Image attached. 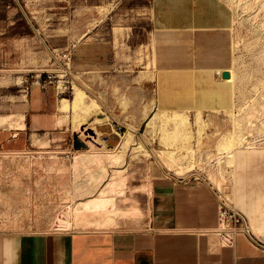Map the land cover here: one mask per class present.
<instances>
[{"label": "rangeland", "instance_id": "rangeland-1", "mask_svg": "<svg viewBox=\"0 0 264 264\" xmlns=\"http://www.w3.org/2000/svg\"><path fill=\"white\" fill-rule=\"evenodd\" d=\"M224 1L234 14L228 35L230 69L235 74L232 102L229 109L219 111L220 116L201 113L199 123L192 117L196 114L185 111L194 121L193 138L185 143L173 135L170 116L157 117L153 125L147 126L155 113L151 102L158 92L154 90L155 80L162 65L172 61L166 55L172 48L169 41L178 39H168L167 33L152 27L149 0H0V116L7 118L0 124V234L80 231L81 225L73 221L75 203L93 194L75 195L79 189L101 185L99 174L103 169L108 173L123 171L127 187L124 194L115 193L116 206L118 211H137V216H118L116 221L108 222V229L89 226L86 231L117 230L121 226L133 229L146 217L149 202L144 197L152 196L147 189L149 182L153 184L156 177L188 180L195 176L218 188L248 217L254 232L264 234L255 230L231 186L229 176H234L242 164L235 165L226 153H216L218 136L237 128L249 137L246 141L264 139V0ZM118 27L121 30L116 32ZM183 48L173 62L182 65L175 71L187 73L192 71L188 61L202 54L193 46ZM75 85L98 103V117H109L104 123L92 124V116L80 129L81 137L69 119L62 120L57 109L60 97L72 99ZM35 89L42 100L32 95ZM253 98L255 102L251 103ZM33 103L36 106L31 108ZM253 106H257L258 114L251 110ZM19 114H25L22 130L16 127ZM33 114L48 116L50 121L32 126ZM91 126L96 127L108 147L118 146L131 127L145 152L135 156L126 150L121 161L113 164L105 158L73 165L75 156L92 150L85 145L92 140L89 136H94ZM161 134L166 137L164 144ZM183 144H190L194 151L195 161L189 171L179 166L192 160L189 153L178 157ZM253 144L264 148V140ZM162 148L171 151L172 159L159 152ZM98 149L94 143L93 152ZM210 159L217 163H208ZM224 171L227 178L220 175ZM142 184L146 186L143 189ZM66 216L69 226L58 227V219Z\"/></svg>", "mask_w": 264, "mask_h": 264}, {"label": "crops", "instance_id": "crops-1", "mask_svg": "<svg viewBox=\"0 0 264 264\" xmlns=\"http://www.w3.org/2000/svg\"><path fill=\"white\" fill-rule=\"evenodd\" d=\"M149 1L152 27L179 36L169 41L172 48L166 55L172 61L164 62L155 80L154 112L162 108L169 113L179 109L190 114L200 110L203 116L222 115L223 108L231 105L233 90L232 83L221 77L222 72L230 74L228 30L233 11L224 0ZM184 46H193L202 54L188 61L192 71L187 73L175 71L182 65L173 62ZM217 67L223 69L220 75L214 72ZM32 95L41 99L37 89ZM49 121L48 116L33 114L32 126ZM233 163L242 164L229 176L236 200L255 230L264 233V148H238ZM144 199L149 202L146 217L131 230L121 226L49 235L0 234V264H264V251L243 235L235 236L229 245L213 243L210 232L217 225L218 200L216 189L203 178L156 177L152 196Z\"/></svg>", "mask_w": 264, "mask_h": 264}, {"label": "bare ground", "instance_id": "bare-ground-1", "mask_svg": "<svg viewBox=\"0 0 264 264\" xmlns=\"http://www.w3.org/2000/svg\"><path fill=\"white\" fill-rule=\"evenodd\" d=\"M263 4V3H262ZM263 16V15H262ZM103 19V18H102ZM95 22V20H94ZM262 24V23H261ZM260 26V25H259ZM121 30L120 27L116 28L115 31L116 32H119ZM229 31V30H228ZM215 35V34H214ZM219 35V34H217ZM167 36H169L168 39H174V38H179V36L177 34H172V33H167ZM229 41V40H228ZM210 42V41H209ZM208 42V43H209ZM211 43V42H210ZM235 44V43H234ZM230 47V44L229 46ZM63 58L67 59L68 60V56L67 54H64L63 55ZM232 61V60H231ZM152 64V63H151ZM222 68V67H221ZM155 69V68H154ZM53 70V69H52ZM221 70L223 71V69H219L218 67L214 69V72L217 74V75H220L221 74ZM229 72H230V77L229 79H225L224 81L226 82H229V83H232L235 79V74L233 72L232 69H228ZM64 72V71H63ZM62 75V74H61ZM151 76V75H150ZM148 77V76H147ZM149 78V77H148ZM152 78V76H151ZM254 78V77H253ZM187 82V81H186ZM262 82V81H260ZM59 83V82H58ZM61 83V81H60ZM63 87H64V90L66 89L65 87V82L63 81ZM18 84V83H17ZM75 84V83H74ZM261 84V83H260ZM57 86V85H56ZM232 86V85H231ZM230 86V87H231ZM254 86V85H253ZM59 87V86H58ZM61 87V86H60ZM255 87V86H254ZM262 87V86H261ZM74 89V92H73V97L72 99H67V98H64V97H60L59 98V105L57 107V109H59V111L62 113V117L64 120L65 119H69V121L71 122L72 124V127L74 129L75 132H79L80 133V129L82 128L83 125H85L87 123V121L89 119H91L92 116L93 117V121H92V124L95 123V124H100V123H104L106 120H109V117L108 116H104V117H98V108H99V105L98 103L92 99V98H89L84 90L78 86H74L73 87ZM232 88V87H231ZM263 88H264V83H263ZM58 89V88H57ZM56 89V90H57ZM255 89V88H254ZM259 89V88H258ZM259 91V90H258ZM213 95V94H212ZM255 95V94H254ZM250 101V100H249ZM152 102V105L154 103V101H151ZM232 102V101H231ZM255 102L254 101V98H253V101L251 103ZM149 103V102H148ZM258 101L256 102V105L260 107V105L257 104ZM151 105V106H152ZM249 106H252L251 104ZM257 106H253L251 107L252 109L251 110H254L255 112H257L256 114L259 113L258 111V108H256ZM263 108V111H264V106L261 105ZM144 107V106H143ZM149 107V106H148ZM147 107V108H148ZM215 107V106H214ZM151 108V107H149ZM148 108V109H149ZM191 108V107H190ZM213 109V107H211ZM217 108V107H216ZM221 108V107H220ZM223 108V107H222ZM260 108V109H261ZM170 109V108H169ZM197 109V108H195ZM225 109H229V108H223V111ZM147 111V109H146ZM149 111V110H148ZM172 112L169 113L168 111L162 109V108H158L157 111L154 113V115L152 116V118L149 120L147 126L149 125H153L155 123V119L158 118H163L164 116H170L169 118L174 122V129L172 128V133L173 135L175 136V138H177L179 141H182V142H185V143H190V140L193 138V132L191 130V126L193 127V122H191V119L189 117V115L186 114L185 111H179L178 110H175L173 111V109L171 110ZM214 111V110H213ZM217 111V110H216ZM229 111V110H228ZM262 111V109H261ZM195 112V113H194ZM193 114H196L195 116L193 115L192 117H195L196 119V122H198L199 118H200V114H201V111L199 110H194ZM219 112V111H218ZM253 112V111H252ZM22 113V112H21ZM148 112H145L143 113L144 115H146ZM188 113V111H187ZM16 114V113H15ZM230 114L231 111H230ZM255 114V113H254ZM262 114V113H261ZM8 116V115H7ZM11 116H13L11 114ZM10 116V117H11ZM20 117L19 118H16L17 120L19 119V121H16L18 122V124H16V122H14L16 125V127H20V128H24L25 127V124H24V114H19L18 115ZM232 116V115H231ZM16 117V116H15ZM166 118V117H165ZM168 118V117H167ZM168 118V119H169ZM7 119V118H6ZM5 116H0V124H2L5 120ZM9 119H12V118H9ZM159 119V120H160ZM14 120V119H13ZM166 120V119H165ZM260 120V119H259ZM11 121V120H10ZM9 121V122H10ZM57 121H59L57 119ZM161 121V120H160ZM263 121V120H262ZM164 122V121H162ZM195 122V123H196ZM201 122V121H200ZM260 123V122H259ZM10 124V123H9ZM12 124V123H11ZM10 124V125H11ZM14 124V125H15ZM164 125V123H161ZM12 126V125H11ZM71 126V125H70ZM237 126V125H236ZM262 126H264V122L262 124ZM15 127V126H14ZM163 127V126H162ZM200 127V126H199ZM239 127V126H238ZM255 127V126H254ZM161 128V127H160ZM252 128V127H251ZM19 129V128H17ZM91 132L93 131L94 133V136L90 135V139L92 138V140H88L85 142V145H88V149H92L90 151H92V153H94V155H89V150H85L83 153H79L76 157V161H74L73 165L76 163H80L81 165L84 164V163H89V162H100V160L104 159L105 158L111 162L112 164L113 163H118L121 161L123 155L125 154L126 150H129L131 152H133L134 154L133 155H137V154H140V153H144L145 152V149H144V145L138 141L137 139H135L134 137V133H133V129H131V127H128V130L127 132L121 136V140H120V143L118 144V146H114V147H108L105 143V141L103 139L100 138V132H98V130L96 129V127L94 126H91L90 128ZM157 130V129H156ZM261 130V129H260ZM228 131V130H227ZM225 131V132H227ZM233 131V130H232ZM232 131H229L228 133H225V134H222L220 136H218L220 139L218 141V145H217V148L219 151L216 150V153L217 152H220L221 154L222 153H226L228 158H232L233 160V155H234V151L238 148H258L256 147L257 145L256 144H253V143H258L260 141H263V140H257V141H254V140H249V141H246L245 139L249 138L248 136L247 137H244L243 134L241 135V132L238 130H234V132ZM262 131V130H261ZM169 132V131H168ZM200 132V131H199ZM232 132V133H231ZM250 132V130H249ZM171 132L169 134H172ZM198 133V132H197ZM252 133V132H251ZM257 133V132H256ZM83 133H80V136L82 135ZM217 134V133H216ZM162 136L160 141L163 140L161 143H165L166 141V137H165V134H161ZM253 135V134H252ZM168 137V136H167ZM260 137V136H259ZM169 138V137H168ZM167 138V139H168ZM171 138V137H170ZM173 138V137H172ZM170 140V139H169ZM217 140V139H216ZM178 141V142H179ZM94 143L98 144L99 145V149L98 151H95L93 152V146H94ZM245 143H249V144H245ZM190 144H183V149L181 150V148L179 149V156L180 155H184V153H189V156L192 157V160L189 161L188 163L185 162V164L181 163V168L182 169H186L187 171H189V169H191L190 167L192 166V164L194 163L195 161V158L193 157L194 155V151L193 149L189 146ZM216 145V144H215ZM98 148V147H97ZM216 148V149H217ZM96 149V147H94V150ZM128 151V152H129ZM130 152V153H131ZM161 154L165 155V156H168L169 158L172 159V154H171V151L170 150H167L165 148H162L160 149L159 151ZM132 155V154H131ZM135 155V156H136ZM147 155V154H145ZM226 156V157H227ZM224 157V158H226ZM174 159V157H173ZM231 160V159H230ZM228 161V160H227ZM174 162V161H173ZM210 162H213L214 164L217 163L216 159H210L208 163ZM226 162V161H224ZM230 163V162H229ZM109 164V163H108ZM227 164V162H226ZM79 165V164H78ZM77 165V166H78ZM85 165V164H84ZM107 165V164H106ZM225 165V163H224ZM231 165V164H230ZM233 165V164H232ZM231 165V166H232ZM219 166V165H218ZM229 166V165H228ZM106 167V166H104ZM222 168V167H221ZM124 169V168H123ZM122 169V170H123ZM101 170V169H100ZM125 170V169H124ZM185 170V171H186ZM223 170V169H221ZM220 170V172H221ZM219 171V170H218ZM219 172V174H220ZM123 171H121L120 169H115V170H111V173H108L106 171V169H103L101 171V174H99V180L100 182L103 181V183L101 185H97L96 188L94 189H86V190H82V189H79L80 192L78 194V190H76L77 194L78 195H75V196H81L83 197L84 195H90V194H93L92 196L90 197H87L86 199H81L80 201H78L77 203H75V208L73 209L74 213V217H73V221H75L76 224H79L81 225V228L80 231H86L87 227L89 226H94L95 229L97 230H102V228H109L107 227V224L108 222L112 221H116L115 219L118 217V216H134L136 215L137 216V211H128V209L124 210V211H118V208L116 206V196L120 195V194H124V190L126 189V179L123 177L122 175ZM223 178H225L226 174H225V171L222 172V174H220ZM220 176V177H221ZM230 176H232L230 174ZM233 178V177H232ZM96 179V178H95ZM151 179V178H150ZM212 179V178H211ZM214 179V177H213ZM98 180V179H97ZM96 180V181H97ZM98 180V181H99ZM213 182V181H212ZM217 182V181H216ZM96 183V182H95ZM151 182H149V185L147 186V189L148 191L152 192V183L150 184ZM233 183V182H232ZM100 184V183H99ZM147 184V182H146ZM218 185V184H217ZM219 186V185H218ZM217 186V187H218ZM143 187H146L144 186V184H142V189ZM78 188V187H77ZM75 188V189H77ZM81 188V187H80ZM91 188V187H90ZM139 188V187H138ZM216 190H218V192L220 193L221 195V192L219 191L218 188H216ZM143 191V190H142ZM145 191V190H144ZM147 191V192H148ZM148 192V193H149ZM115 193H118V195H116ZM149 194V195H150ZM88 195V196H89ZM222 196V195H221ZM85 197V196H84ZM223 197V196H222ZM230 204H231V201H229ZM232 206V204H231ZM104 211V212H102ZM61 217V216H60ZM69 221L67 220V216L65 219H58V227L60 228H67V226H69L68 223ZM111 222V223H112ZM94 229V230H95ZM90 230V229H88ZM93 230V231H94ZM91 231V230H90ZM96 231V230H95ZM211 237L213 238V243L216 245V246H219L220 243L219 241L217 240L216 236L213 235L211 233Z\"/></svg>", "mask_w": 264, "mask_h": 264}, {"label": "built area", "instance_id": "built-area-1", "mask_svg": "<svg viewBox=\"0 0 264 264\" xmlns=\"http://www.w3.org/2000/svg\"><path fill=\"white\" fill-rule=\"evenodd\" d=\"M216 196L217 225L210 233L216 236L219 246L229 245L235 236L243 235L255 248L264 251V234L254 232L248 217L232 207L229 200L225 196L222 197L218 190Z\"/></svg>", "mask_w": 264, "mask_h": 264}, {"label": "water", "instance_id": "water-1", "mask_svg": "<svg viewBox=\"0 0 264 264\" xmlns=\"http://www.w3.org/2000/svg\"><path fill=\"white\" fill-rule=\"evenodd\" d=\"M221 77L224 79H229L230 74L228 72H222ZM76 144H78V143H76Z\"/></svg>", "mask_w": 264, "mask_h": 264}]
</instances>
